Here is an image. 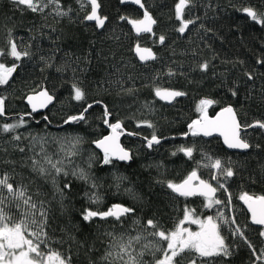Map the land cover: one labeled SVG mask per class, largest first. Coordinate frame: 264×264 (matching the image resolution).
Instances as JSON below:
<instances>
[{
    "label": "trees",
    "instance_id": "obj_1",
    "mask_svg": "<svg viewBox=\"0 0 264 264\" xmlns=\"http://www.w3.org/2000/svg\"><path fill=\"white\" fill-rule=\"evenodd\" d=\"M99 2L100 14L108 18L101 31L83 19L90 11L86 2L82 10L77 0H60L68 15L57 16L54 5L40 13L15 5L12 0H0V49L7 48L11 31L19 50L31 53L19 61L0 56V63L17 65L9 82L0 85V96L6 98V117H0V124L15 123L21 115H31L24 118L25 125L15 133H0V173L7 171L14 184L27 185L37 202H45L49 247L70 256L72 264H107L102 258L112 242L108 233L117 237L147 235L145 225L149 219L171 231L182 220L185 208L200 217L214 215L215 208H219V213L236 221L221 224V234L231 254L206 258L188 254L197 259V264H264V260L256 259L264 249V238L259 235L262 228L250 223L240 199L242 193L264 195V130L253 128L241 134L251 145L245 153L227 151L216 137H181L188 124L200 117L197 106L202 99L216 102L207 108L210 115L231 105L244 127L256 120L264 121V65L257 63L264 60V24L252 21L242 11L247 6L259 7L260 0H195L185 19L196 22L184 34L176 31L177 0H143L157 20L150 35H137L127 20L120 19H139L142 13L137 8L120 0ZM160 35L166 37L164 44L159 42ZM137 44L150 47L156 59L140 64L135 57ZM205 61L209 68L201 71L199 65ZM245 72L254 79L248 80ZM74 83L84 90V100L72 98ZM42 87L54 97V103L44 113L32 114L24 98ZM156 88L185 94L166 105L156 99ZM230 89L237 95L233 96ZM97 101L100 103L88 110L84 121L63 125L69 116ZM105 107L111 113L109 123L119 121L123 131L137 135L121 140L131 152L128 164L112 159L105 164L104 155L92 146L107 133ZM153 133L166 140L149 148L140 137L151 138ZM15 134L22 139L13 140ZM32 137H42L45 151L54 159L63 157L59 151L62 144L79 140L77 154L64 163L69 174L56 176L55 186L52 176L42 177L32 171L31 158L40 152V143L33 148ZM17 145L25 151L20 152ZM181 147L192 148V157L179 151ZM215 159L225 167L231 166L234 176L225 180L214 171L210 164ZM74 169H83L89 179L73 176ZM193 170L219 188L218 181L211 179L213 174L218 175L219 183L227 189L219 188L217 192L220 205L207 208L204 199L178 197L167 188L168 181L178 184ZM65 183L71 187L64 189L61 202L54 193L56 186L63 188ZM95 197L99 199L93 202ZM114 204L134 208L135 212L119 221L111 217L91 221L82 218L85 209L107 211ZM6 211L18 218L14 205ZM215 219L219 220V216ZM237 226L254 245L256 255L243 240L232 235ZM145 242L142 240L135 250L140 251ZM142 259L145 264H153L152 252L145 250Z\"/></svg>",
    "mask_w": 264,
    "mask_h": 264
},
{
    "label": "snow or ice",
    "instance_id": "obj_2",
    "mask_svg": "<svg viewBox=\"0 0 264 264\" xmlns=\"http://www.w3.org/2000/svg\"><path fill=\"white\" fill-rule=\"evenodd\" d=\"M15 5L25 6L32 12L43 13L45 8L49 5L55 6V14L57 16H67L68 12L62 10L60 0H12ZM83 10L85 7V0H77ZM126 3L127 0H120ZM195 0H177L174 5L175 19L179 22V27L176 29L180 34H184L189 25L196 22L195 19H185L186 11L194 5ZM90 6V11L86 12L83 19L85 21H94L96 28L100 29L105 26L108 19L106 16L100 14L101 3L99 0H86ZM131 3L139 5L144 9L143 17L139 19H129L128 17L121 16V20H127L132 25L133 30L137 35L141 33H153V26L157 20L149 13L142 0H131ZM264 0H260V6H247L242 11L251 18L252 21L258 24H264ZM70 11V9H69ZM198 19V18H197ZM203 28V25H201ZM8 46L6 49H0V56H8L16 61L21 60L22 57H29L31 53L27 50L21 51L17 43L11 39V31H9ZM166 37L159 36V42L164 44ZM135 52L141 61H148L156 59L155 54L149 48H142L139 44L135 47ZM258 64L264 65V60H257ZM201 71H207L209 62L205 61L199 65ZM17 70V65L13 63L11 66H6L5 63H0V85H6L12 73ZM59 70V69H58ZM172 74L171 72L169 73ZM248 80H253L254 76L250 72H245ZM73 96L76 101L85 99L84 90L77 84L72 85ZM131 91V90H129ZM233 96L237 95V91L230 89ZM185 93L169 90V89H155V95L161 100L171 102L175 97L182 96ZM5 97L0 96V116L5 115ZM53 100L47 90L42 89L39 92H34L32 95L27 96V102L31 106L32 112H36L38 108H44ZM96 103H100L97 101ZM216 103L211 99L200 100L197 108L201 113V119L193 120L188 125L189 132L192 135L203 134L210 136L213 132H218L224 139V143L228 148L232 149H248L251 147L250 143L241 137L242 125L237 119V112L231 106L223 107L215 116L209 118L207 116L208 106ZM92 107L89 104L77 115H71L65 120V124L71 122L84 121L85 114ZM110 112L105 107L103 112L104 123L108 125L112 134L105 136L103 139L94 141L97 148L104 151V163L111 162L110 155H116L118 159L125 161L131 157L128 152L119 148L115 144L118 139L121 123H109L108 117ZM47 120V117H45ZM26 121L23 116L20 117L15 123L0 124V133H15L17 129L23 127ZM149 127L150 123L145 121ZM246 127H259L264 129V121L256 120L252 125ZM185 133L184 135H187ZM15 141L22 139L21 135L15 134L12 136ZM33 148L36 143H40V152L36 153L32 159V171L38 173L40 176H52V183L56 185V176L63 174L67 176L69 173L65 170L64 163L66 159L73 157L77 154L76 144L79 142L78 138L75 142H68V145H61L59 151L63 152V157L53 158V155L48 154L44 148V139L42 137H32ZM160 139L155 133L147 140V146L151 148L154 144H159ZM18 147L20 152L25 149ZM179 151L183 152L185 156L191 158L193 149L181 147ZM175 154V153H173ZM210 159V158H209ZM70 162V159H69ZM4 163H13L11 161H4ZM210 167L217 170L219 175L223 176L225 180L234 176V170L231 166L225 167L220 159H215ZM55 173V175H53ZM79 179L87 181L89 179L87 173L83 169H74L71 173ZM212 180L218 181L219 188H225L223 183H219L218 175L213 174ZM12 176L7 172L0 173V264H72L71 257H65L60 251L54 250L49 247L50 237L45 229L48 226V210L45 207L43 200L37 202L33 195L29 193L28 186L24 184H14ZM199 181L194 184L193 181ZM71 185L65 183L63 188L56 186L55 194L61 197V202L64 197V189H69ZM167 188L179 196L189 197L193 195L203 196L206 200L205 207L211 208L214 204L220 205L222 201L215 198L217 187H213L211 183L200 179L197 171L193 170L181 183L176 184L171 181L167 182ZM36 195H39L37 193ZM98 197L93 199V202L98 200ZM240 199L247 205L251 213L252 223L262 226L259 235L264 238V195L252 196L247 193H242ZM230 202V199H229ZM14 205L18 212L16 218L10 211H6L10 206ZM134 208L123 207L121 205H113L107 211H93L85 209L82 214L84 221H91L95 217L104 220L108 217H114L120 220L122 216L134 213ZM219 220L208 216L205 219H200L195 213L188 208L184 209L183 219L176 225L174 230L166 231L154 219H149L145 225V232L147 235L138 233L135 236L121 234L119 237L113 233H108L112 237V242L108 250L103 256V260L107 264H145L142 257L145 250L151 251L154 257L153 264H197V259L189 256L188 254H195V257L206 258L223 255L225 257L231 254L230 246L226 244L225 237L221 234V224H235V220L227 219L223 213H218ZM198 225V231H191L188 228L182 227L185 222ZM151 229V231H148ZM232 235L239 237L250 249H253V255H256L254 245L248 240L243 229L239 226L232 229ZM154 239L148 240V237ZM143 243L141 250L136 251V245ZM166 245V246H165ZM45 249H47L45 251ZM156 253H160L159 257ZM257 260H264V249H261ZM206 264V262H205Z\"/></svg>",
    "mask_w": 264,
    "mask_h": 264
},
{
    "label": "water",
    "instance_id": "obj_3",
    "mask_svg": "<svg viewBox=\"0 0 264 264\" xmlns=\"http://www.w3.org/2000/svg\"><path fill=\"white\" fill-rule=\"evenodd\" d=\"M85 2H86V0H85ZM142 2H143V0H142ZM124 4H126V5H130V6H133V7H135V8H137L138 10H140L141 11V13H142V15H141V17L140 18H142L143 17V12H144V9H141L140 7H139V5H136V4H133V3H131V0H127V2L126 3H124ZM244 13V12H243ZM244 15H246L245 13H244ZM247 16V15H246ZM248 17V16H247ZM86 22H88V23H91V24H94L95 25V22L94 21H86ZM106 22H107V20H106ZM106 22H105V24H106ZM96 27V26H95ZM104 28V27H103ZM103 28H100V29H98V28H96L98 31H101ZM153 28H154V26H153ZM141 34H144V35H150L151 33H141ZM142 48H149V49H151L150 47H147V46H141ZM152 50V49H151ZM152 52L154 53V51L152 50ZM155 54V53H154ZM155 56H156V54H155ZM135 57H136V59H137V61L140 63V64H146V63H150V62H152V61H154V60H148V61H141L140 59H139V57L137 56V54H136V52H135ZM12 75H13V73H12ZM12 77V76H11ZM10 77V78H11ZM10 78H9V80H10ZM42 89H44V90H47L45 87H42L41 89H39L38 91H36V92H39V91H41ZM161 89H169V90H174V89H170V88H161ZM176 91H178V90H176ZM47 92H48V90H47ZM49 93V92H48ZM32 94H34V92H31V93H29V94H27L26 96H25V98H24V103L26 104V106L29 108V110H30V112L32 113V114H38V113H44L53 103H54V97H53V100L50 102V103H48L47 104V106L46 107H44V108H38L37 109V111L36 112H32V109H31V106L28 104V102H27V96L28 95H32ZM50 94V93H49ZM51 95V94H50ZM155 97H156V95H155ZM181 96H178V97H175L173 100H171V102H169V101H167V100H161V99H159L158 97H156V99L158 100V101H160L161 103H163V104H166V105H172L177 99H179ZM91 105H92V107L93 106H95V105H97V103L96 102H94V103H91ZM88 106V105H87ZM227 106H229V105H227ZM91 107V108H92ZM224 107H226V106H224ZM222 109V108H221ZM221 109H219V110H217L213 115H210V114H208L207 113V116L211 119V118H215V116H216V114L221 110ZM21 116H23V118H25V117H31V115L30 114H27V115H21ZM20 116V117H21ZM0 117H6V114L4 115V116H0ZM43 120H45V117H43L42 118ZM108 119H109V117H108ZM198 119H201V115H200V117L198 118ZM198 119H195V120H198ZM72 123V122H71ZM71 123H68V124H71ZM192 123V121L189 123V124H191ZM254 123V122H253ZM253 123H251L250 125H252ZM188 124V125H189ZM63 125H65V123L63 124ZM104 126H105V129L107 130V133L103 136V137H101L100 139H103L105 136H110L111 134H112V130H111V128L108 126V125H106L105 123H104ZM253 128H259V127H244V126H242L241 127V130H240V132H241V134L243 133V132H245V131H248V130H250V129H253ZM260 129V128H259ZM262 130H264V129H262ZM186 133H188L187 135H182L181 137H191V136H194V135H192L190 132H189V128H188V126H187V132ZM125 136H130V137H136L137 135L136 134H134V133H131V132H126V131H123V129H122V127H121V129L119 130V134H118V139L115 141V144L116 145H118L119 146V148H122L124 151H126V152H128L129 153V155H130V157H131V152L129 151V150H127L126 148H124L123 147V145H122V143H121V140H122V138L123 137H125ZM138 137H140V136H138ZM194 137H201V138H203V139H211V138H214V137H216V138H219L220 139V141H221V144H222V146L227 150V151H230V152H238V153H245V152H247L248 151V149H232V148H228L227 147V145L224 143V139H223V137L218 133V132H213V134L212 135H210V136H204L203 134H199V135H195ZM144 142H146L147 143V140L148 139H150V138H146V137H140ZM100 139H98V140H100ZM160 139V143H162L163 141H165L166 140V138H159ZM97 141V140H96ZM159 143V144H160ZM159 144H154L153 146H157V145H159ZM92 146L98 151V152H100L101 154H103L104 155V151L102 150V149H100V148H97L96 147V144L93 142L92 143ZM110 159H112L113 161H117V162H120V163H124V164H128V163H130L131 162V158L129 159V160H125V161H122V160H120V159H118V157L116 156V155H110ZM189 175V174H188ZM187 175V176H188ZM197 175H198V173H197ZM198 177H199V175H198ZM200 178V177H199ZM201 179V178H200ZM183 181V180H182ZM181 181V182H182ZM206 181V180H205ZM181 182H179V183H181ZM198 180L197 181H193V183L194 184H198ZM178 183V184H179ZM209 183H211V182H209ZM212 184V186L213 187H216L215 186V184L214 183H211ZM217 192H218V189H217ZM217 192L215 193V197L217 196ZM176 196H178V197H183V196H179L178 194H176V193H174ZM260 196V195H259ZM192 197H199V198H204L203 196H200V195H193V196H189V198H192ZM205 199V198H204ZM241 203H242V205H243V207L245 208V210H246V212L248 213V215H249V219H250V223L252 224V225H254V226H257V227H260V228H262V226H260V225H256V224H253L252 223V219H251V213L249 212V210H248V207H247V205L244 203V201H242L241 200ZM114 205H121V204H114ZM113 206V205H112ZM121 206H123V205H121ZM123 207H125V206H123ZM108 218H110V217H108ZM111 218H113V219H115L114 217H111Z\"/></svg>",
    "mask_w": 264,
    "mask_h": 264
},
{
    "label": "rangeland",
    "instance_id": "obj_4",
    "mask_svg": "<svg viewBox=\"0 0 264 264\" xmlns=\"http://www.w3.org/2000/svg\"><path fill=\"white\" fill-rule=\"evenodd\" d=\"M214 171H215V169H214ZM213 181L216 182L215 180H213ZM216 183L218 184V182H216ZM217 188H218V187H217ZM218 191H219V188H218ZM215 198L218 199L217 196H216ZM205 203H206V200H205ZM215 209H216V210H215L214 215H209V216H212L214 219H215V216H217L218 213H219V208H215ZM196 216H197V215H196ZM197 217H199L200 219H205V218L208 217V216H205V217L197 216ZM182 219H183V218H182ZM182 227L188 228L189 230H191V231H193V232L199 230L198 225H196V224H192V223H189V222H187V221L182 225Z\"/></svg>",
    "mask_w": 264,
    "mask_h": 264
},
{
    "label": "flooded vegetation",
    "instance_id": "obj_5",
    "mask_svg": "<svg viewBox=\"0 0 264 264\" xmlns=\"http://www.w3.org/2000/svg\"><path fill=\"white\" fill-rule=\"evenodd\" d=\"M202 199H204V198H202ZM205 200V199H204Z\"/></svg>",
    "mask_w": 264,
    "mask_h": 264
}]
</instances>
